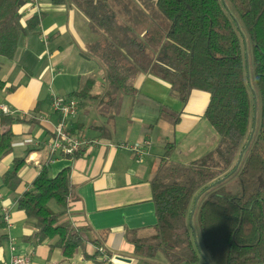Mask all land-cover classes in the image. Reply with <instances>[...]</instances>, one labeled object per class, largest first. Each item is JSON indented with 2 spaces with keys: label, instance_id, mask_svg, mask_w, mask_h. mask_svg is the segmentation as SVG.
Masks as SVG:
<instances>
[{
  "label": "trees",
  "instance_id": "1",
  "mask_svg": "<svg viewBox=\"0 0 264 264\" xmlns=\"http://www.w3.org/2000/svg\"><path fill=\"white\" fill-rule=\"evenodd\" d=\"M29 1L0 0L2 58L12 60L23 37L38 31L41 16L22 21ZM50 2L73 5L88 20L93 37L88 53L104 73L103 103L135 95L132 83L141 73L166 82L181 102L193 90L210 97L204 118L218 144L188 165L161 161L150 183L156 225L125 234L134 255L153 259L161 254L168 264H264V0ZM83 91L71 96L87 95V88ZM252 91L259 113L257 108L253 137L235 169L252 127ZM11 124L10 116L1 117L0 162L12 152ZM167 146L166 155L172 149ZM32 151L14 159L3 176L8 187L18 182L17 171ZM76 198L69 169L51 178L44 165L16 200L36 231L35 244L53 240L64 259L90 242L83 229L62 221ZM52 202L60 212L50 210ZM4 228L0 216V244L7 240Z\"/></svg>",
  "mask_w": 264,
  "mask_h": 264
},
{
  "label": "crops",
  "instance_id": "2",
  "mask_svg": "<svg viewBox=\"0 0 264 264\" xmlns=\"http://www.w3.org/2000/svg\"><path fill=\"white\" fill-rule=\"evenodd\" d=\"M35 2L41 16L38 31L23 37L12 60L0 57V81L4 83L0 106L11 113L0 115V132L4 130L1 117L10 116L14 135L11 154L0 162V209L7 210L10 222L2 231L7 240L0 244V264H9L13 255L9 241L19 254L32 252L31 264H168L161 254L153 259L136 257L125 234L147 232L156 225L150 183L162 160L188 165L217 146L219 138L204 118L209 94L193 90L181 102L166 82L141 73L132 83L135 95L103 103L104 73L88 53L93 37L86 17L73 5ZM21 15L25 22L36 14L21 11ZM41 34L47 37L46 47ZM86 88L87 95L71 96ZM51 92L78 103L77 115L68 123L70 134L98 144L72 158L57 154L48 165L47 145L58 120L50 108ZM143 143L148 145L141 158L108 147ZM167 145H172L168 155ZM27 149L33 151L17 171L18 182L8 187L3 176ZM44 165L51 178L69 169L77 198L62 221L86 229L90 241L83 253L71 259L61 256L53 240L36 245L31 239L36 232L33 225L16 206L17 198L31 188ZM50 209L61 211L55 204ZM96 252L99 255L93 257Z\"/></svg>",
  "mask_w": 264,
  "mask_h": 264
},
{
  "label": "built area",
  "instance_id": "3",
  "mask_svg": "<svg viewBox=\"0 0 264 264\" xmlns=\"http://www.w3.org/2000/svg\"><path fill=\"white\" fill-rule=\"evenodd\" d=\"M22 12L25 14H38L35 0H30L23 8ZM40 40L47 46L46 35L41 34ZM50 108L57 115V124L52 132L51 140L47 145L48 165L55 161L57 154L65 157H72L79 154L81 151L91 146L98 144L97 140H87L79 136L70 134L68 130V123L74 119L78 112V103L74 100H64L57 97L53 92L50 93ZM10 111L5 106H0V115H10ZM147 143L143 145H128V144H109L108 147L120 150L129 151L137 158H141L146 154ZM0 216L5 228L10 227L9 214L6 209H0ZM10 251L12 257L9 264H31L32 252L29 254L17 253V247L12 241H9Z\"/></svg>",
  "mask_w": 264,
  "mask_h": 264
},
{
  "label": "water",
  "instance_id": "4",
  "mask_svg": "<svg viewBox=\"0 0 264 264\" xmlns=\"http://www.w3.org/2000/svg\"><path fill=\"white\" fill-rule=\"evenodd\" d=\"M238 27V26H237ZM245 61H246V67L248 68V55L247 53H245ZM246 78H247V82L249 83V74L247 72L246 74ZM252 97H253V115H252V127H251V131H250V135H249V138L245 144V147L244 149L241 151L240 155H239V160L237 161L236 165H235V169L237 168L239 162H240V159L242 158V155H243V152L247 149L252 137H253V134H254V131H255V125H256V119H257V100H256V95H255V92L252 91ZM196 201H197V198H196ZM196 201L194 203V206L196 204ZM193 212H194V207L192 209V211L190 212V216H189V225L192 226V223H191V220H192V215H193ZM193 238L195 240V234L193 232ZM119 260H122L123 262H125L124 259H119ZM128 262V261H127ZM205 264H208L207 262H205Z\"/></svg>",
  "mask_w": 264,
  "mask_h": 264
},
{
  "label": "rangeland",
  "instance_id": "5",
  "mask_svg": "<svg viewBox=\"0 0 264 264\" xmlns=\"http://www.w3.org/2000/svg\"><path fill=\"white\" fill-rule=\"evenodd\" d=\"M257 108H258V113H259V105L257 106ZM258 115H259V114H258ZM51 205H52V206H51ZM53 205H54V204H50V205H49V208H51V207L53 208ZM50 210H51V209H50ZM82 229L84 230L83 232L85 233V236H86V229H84V228H82Z\"/></svg>",
  "mask_w": 264,
  "mask_h": 264
}]
</instances>
